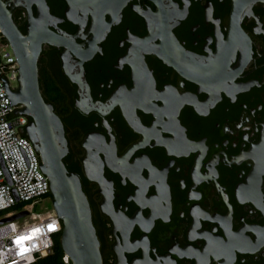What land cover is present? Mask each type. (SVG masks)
I'll list each match as a JSON object with an SVG mask.
<instances>
[{
	"label": "flooded vegetation",
	"instance_id": "1",
	"mask_svg": "<svg viewBox=\"0 0 264 264\" xmlns=\"http://www.w3.org/2000/svg\"><path fill=\"white\" fill-rule=\"evenodd\" d=\"M45 1L39 87L101 264H264V1Z\"/></svg>",
	"mask_w": 264,
	"mask_h": 264
},
{
	"label": "water",
	"instance_id": "2",
	"mask_svg": "<svg viewBox=\"0 0 264 264\" xmlns=\"http://www.w3.org/2000/svg\"><path fill=\"white\" fill-rule=\"evenodd\" d=\"M254 1L244 0L248 5ZM32 3L36 5L35 13ZM16 5L25 6L28 13L25 33L12 16V9ZM48 19H51V13L45 0H0L1 32L18 62L17 86L11 89L4 82L11 102L22 104L14 112L29 116L21 131L31 140L39 155L40 167L48 176L51 202L62 222L60 243L64 254L72 264H101L99 239L92 222L89 201L78 175L68 171L63 161L68 150L63 123L39 87L37 59L41 44L43 41L55 42L47 26ZM167 39L174 41L170 33H167ZM73 79L81 83L79 78ZM97 176L95 178L99 181ZM26 213L27 210H21L0 218V223Z\"/></svg>",
	"mask_w": 264,
	"mask_h": 264
},
{
	"label": "built area",
	"instance_id": "3",
	"mask_svg": "<svg viewBox=\"0 0 264 264\" xmlns=\"http://www.w3.org/2000/svg\"><path fill=\"white\" fill-rule=\"evenodd\" d=\"M18 62L0 28V218L27 213L0 223V264H29L52 250L53 236L62 228L54 208L43 215L31 208L49 191L48 176L31 140L21 131L28 116L14 112L7 91L18 83ZM39 220H35V216ZM28 217V218H26ZM30 218V220H28ZM64 264H72L66 254Z\"/></svg>",
	"mask_w": 264,
	"mask_h": 264
},
{
	"label": "trees",
	"instance_id": "4",
	"mask_svg": "<svg viewBox=\"0 0 264 264\" xmlns=\"http://www.w3.org/2000/svg\"><path fill=\"white\" fill-rule=\"evenodd\" d=\"M13 19L14 21L17 23L18 26H21L24 24V19H21V12H13ZM42 93V92H41ZM43 97L45 98V100L47 99L45 97V95L42 93ZM29 119V116H28ZM24 135H26V133L23 131L22 132ZM50 195V192H48L46 194ZM2 212H0L1 214ZM63 255H64V251L62 249L61 243H60V231L55 233L53 236V246H52V250L43 255V256H39L38 258H36L34 261L30 262L29 264H64V260H63ZM71 262V261H70Z\"/></svg>",
	"mask_w": 264,
	"mask_h": 264
},
{
	"label": "rangeland",
	"instance_id": "5",
	"mask_svg": "<svg viewBox=\"0 0 264 264\" xmlns=\"http://www.w3.org/2000/svg\"><path fill=\"white\" fill-rule=\"evenodd\" d=\"M53 207L51 202L50 196H44L39 201L36 202V204L31 208L33 213H39L40 215H43L47 210H51ZM35 216V220H39V216ZM28 218V217H26ZM30 220V218L28 219Z\"/></svg>",
	"mask_w": 264,
	"mask_h": 264
}]
</instances>
